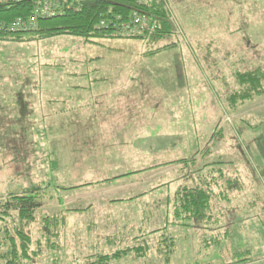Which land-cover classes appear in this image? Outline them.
Masks as SVG:
<instances>
[{"label": "rangeland", "instance_id": "374dc122", "mask_svg": "<svg viewBox=\"0 0 264 264\" xmlns=\"http://www.w3.org/2000/svg\"><path fill=\"white\" fill-rule=\"evenodd\" d=\"M158 1L174 24L159 43H0V264L12 239L21 249L20 231L31 244L18 264H98L139 246L149 249L145 258L110 264H264V94L231 101L242 90L239 75L264 74V0ZM75 72L68 78L75 85L117 72L128 103L108 104L117 77L96 104L79 86L76 96L61 89L52 108L21 102L37 94L31 84L40 74ZM180 182L216 194L213 214L217 228L227 226L225 245L204 250L206 230L175 224ZM19 196L40 204L33 223L6 208ZM167 214L174 224L160 231ZM173 241L177 250L168 255L165 244Z\"/></svg>", "mask_w": 264, "mask_h": 264}, {"label": "trees", "instance_id": "16d2710c", "mask_svg": "<svg viewBox=\"0 0 264 264\" xmlns=\"http://www.w3.org/2000/svg\"><path fill=\"white\" fill-rule=\"evenodd\" d=\"M35 9L32 2L1 5L0 43L9 42L18 45H30L58 37L78 38L83 39V41L85 40V42L93 43H97L99 40H128L131 38H139L149 43H159L162 40L170 38L174 33L171 12L158 0H81V3H76V0H64L61 3L59 12L53 15L38 17L34 26L31 28L27 29L14 26L19 20L27 23V21L35 15ZM135 11L140 13V15L148 17L150 24H153L156 28L154 30L156 33L144 36V38L122 35L123 28H131V26H133V13ZM160 52L161 49H157V51L149 52V55H156ZM50 66H52V64L45 65L44 68H51ZM63 75L64 74L61 73L59 77L57 75L54 76V78H51L52 83L49 82V84L56 86L63 83L61 89L65 88V90H68V92L76 96L78 88H76L74 83H70L68 80V78L76 77V73L68 76ZM46 78L49 79L48 75ZM238 79L242 90L237 92L233 99L231 97V101H236V99H240L244 102L251 101L254 100L256 96H262L264 94V74L261 71L241 74ZM39 88H41V86H38V82L36 84H31V90L34 89V91L37 92L33 98L39 100L41 98L48 99V104L52 106L56 102L55 100H57L56 94L49 92V89L44 90ZM61 95L60 93L59 96ZM39 108L42 109V107ZM177 162L185 165L189 163L185 160H179ZM190 164L193 165L194 162ZM116 178L105 181L115 180ZM181 186L182 185H180L178 189L176 209L173 213L175 224L183 225V223H185L184 227L186 229H192L195 228L194 226H203V222L208 218L209 221H206L209 223L207 227L208 233L203 234L201 247L204 250L210 251L217 250L225 245L229 240L228 229L226 230L225 228L227 226L217 228L218 221L213 214L212 204L216 194L211 188H191L186 186L181 188ZM13 200L14 205H11L12 201L7 202L5 204L6 208H8V210L18 211L20 214L18 216L21 221L28 217L29 221L32 220L31 223H33L34 219L31 213L40 206V204L36 202L35 197L19 196L15 197ZM169 219L170 214H167L165 216V223L159 225V227H161L159 229L160 231L174 224L168 222ZM196 223L198 224L196 225ZM221 228H224V230L222 231ZM212 231L213 233L211 234ZM17 237L23 241L20 246L23 259H28V248L31 244V240L27 238L22 231L17 233ZM12 242L13 244L8 248L7 253H3L7 256L1 258L6 264H18L17 260L20 250L17 248L16 241L12 239ZM165 246L168 249V255L175 253L177 250L175 241L171 244L166 242ZM147 250L149 249L142 246L120 250L112 255L101 256L98 259V264H110L112 261H120L129 256L142 259L146 257L145 254ZM9 254L13 258H10ZM38 255L39 253H34L35 258L38 257ZM170 259L171 256L167 258V261L170 262ZM241 263L248 264L246 261Z\"/></svg>", "mask_w": 264, "mask_h": 264}, {"label": "crops", "instance_id": "0c3cea01", "mask_svg": "<svg viewBox=\"0 0 264 264\" xmlns=\"http://www.w3.org/2000/svg\"><path fill=\"white\" fill-rule=\"evenodd\" d=\"M118 44H121V43H118ZM138 57V56H137ZM120 63V65L122 64V61H120L119 62ZM126 66H127V63H126ZM119 68V67H118ZM117 67L115 68V70L116 71H118L119 69L120 70H123L122 69V67H120L119 69H118ZM94 71H96V68H94ZM48 72V71H47ZM113 72V71H112ZM111 72V73H112ZM76 73V72H75ZM111 73H108V72H106V76H103V77H101V76H98L97 74H94V77H90V76H87L88 77V80L87 81H85L84 83H85V85H83L82 83H77L76 84V86H79V87H83L84 89H85V91H88L89 92V94L90 95H92V97H90L91 99H94L93 100V104H96L97 102V99H99V97H100V92H101V88H102V86L104 85V84H106L107 82H109V81H113V79L115 78V77H117L116 76V74H117V72H116V74H111ZM48 75V73L47 74H44V77H42V74H40V77L39 78H37V81H38V86L40 85L41 86V88H39V89H44V90H47V89H49L50 91L49 92H53V93H55L56 95V99H58V97H57V94H58V96L60 95V93H61V88H62V86L60 85V84H58V85H54V86H52L51 84H49V82L50 83H52L51 82V78H49V79H47L46 78V76ZM57 75V74H56ZM116 81H118L115 85V87H114V89L116 90L115 92H118V90H117V87L118 86H120L121 84L123 85V78H118L117 77V80ZM79 87H76V88H79ZM123 87H124V85H123ZM122 88V87H121ZM124 89H125V91H127V89H126V87H124ZM34 90V89H33ZM81 89H78V91H80ZM108 89L106 88V91H107ZM84 91V92H85ZM114 92V93H115ZM114 93H112L111 95H112V97L114 98H112V99H109V101H108V98L107 99H105L106 101H108L109 103L108 104H111V105H114V101H117L118 103H120L121 105H125V104H127L128 103V100H127V97H122V95L118 92L116 95H114ZM105 94H107V93H105ZM60 97V96H59ZM115 98H117V99H115ZM129 99V98H128ZM28 101V102H27ZM27 103H24L25 101H21L24 105H26V106H29V105H31V106H37V107H42V109L44 108H46V107H48V106H50V104H48V99H35V98H33V97H29L28 99H27ZM56 102L52 105V106H50L51 108L54 106V105H56L58 102H57V100H55ZM78 102H80V101H78ZM76 103H77V100H76ZM19 104H20V102H19ZM29 104V105H28ZM40 111V110H39ZM77 111V110H76ZM62 114V115H60L59 117H63V113L62 112H58V114ZM73 113H76V112H71V113H67V114H64L65 116H67V115H70V114H73ZM29 115V114H28ZM55 115H57V113L55 114ZM70 116H72V115H70ZM59 130L61 131V128H59ZM92 144V143H91ZM87 180V179H86ZM106 180H110V179H106ZM181 185V182L175 187V188H178L179 186ZM170 189H171V185H170ZM177 190V189H176ZM199 227H201L200 225H199ZM207 227L208 226H205V227H201V228H196V229H187V230H189V232L190 233H192L193 231H198V232H202V234L204 233V231L206 230V233H208V229H207ZM206 233H204V234H206ZM201 239V241H202V238H200Z\"/></svg>", "mask_w": 264, "mask_h": 264}, {"label": "built area", "instance_id": "2783aa9c", "mask_svg": "<svg viewBox=\"0 0 264 264\" xmlns=\"http://www.w3.org/2000/svg\"><path fill=\"white\" fill-rule=\"evenodd\" d=\"M62 1L64 0H0V6L32 2L36 8L35 15L32 16L27 21V23L19 20L14 25L15 27H23L29 29L34 26L38 17L53 15L59 12ZM76 3H81V0H76ZM133 21L134 24L133 26H131V28H123L122 35L141 37V35H143L145 31L149 30L150 28H155L153 24H150L148 17L140 15V13H137V11L133 13Z\"/></svg>", "mask_w": 264, "mask_h": 264}]
</instances>
